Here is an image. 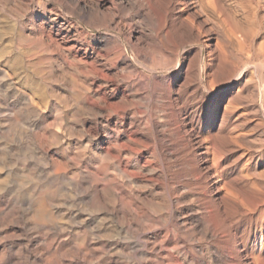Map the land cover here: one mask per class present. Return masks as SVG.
<instances>
[{
  "label": "rangeland",
  "instance_id": "rangeland-1",
  "mask_svg": "<svg viewBox=\"0 0 264 264\" xmlns=\"http://www.w3.org/2000/svg\"><path fill=\"white\" fill-rule=\"evenodd\" d=\"M116 2L117 0H0V135L2 136V138L0 136V145L1 147L6 145L12 159L8 162L9 167L2 169L0 166V184H4L3 182L7 180L11 165L14 170L24 166V169L21 167L23 170L18 173L19 176L16 172L9 175L11 183L7 185L13 187L11 190L14 191L1 190L0 199L12 198L26 201L31 198L28 201L35 205H38L40 199H57L58 204L55 203L56 207L53 209L55 212L53 215L56 218L59 217L55 218L58 223V227L55 228L64 230L59 240L63 239L62 244L72 241L78 244L79 241L85 240V243L89 244L87 248H90L88 253L86 252L88 249L83 251L87 253L86 260H81L83 256L81 254L78 257L80 259L64 257L63 264H80L81 262V264H141L140 252L145 249L149 252L150 245L141 247V243L136 239L137 234L133 233L132 238L124 234L116 228L114 221L109 217L100 221L103 216L100 211H97V207H94L93 198L108 199L109 196L102 192V195L99 194L100 192L96 195L92 189H89L88 183L94 174L100 176L99 173H103L106 177L108 175L115 178L122 177V179L116 178V184L121 186L123 192L121 199L125 198L124 204L128 207L130 198H134L136 206L139 205L141 211L137 215L140 217L139 219L137 217V223L145 222L143 225L150 228L148 229L150 230L149 238L163 229L160 226L159 217L165 212L163 206L167 203L171 204L172 215L175 216L176 221L180 222L181 218L178 217L181 212L191 213L190 215L194 216L199 214L196 210L198 207L201 208L203 201L201 199H205L206 196L217 201L220 196H224L226 201L222 204L233 215L232 219L235 220L237 232L239 231L237 237L241 240L235 259L241 264H251L250 259L255 262V258L264 256V204L254 210V205L249 200L252 197L264 199V107L260 94L257 92L258 84L253 71L256 63L264 64V0H216L217 11L222 18V27L227 31L236 22L246 32V37L238 32L237 37H231L230 40L217 37L213 31L210 32V37H204L205 25L202 26L200 12L193 19H188L187 12L179 10L181 4L178 0H158V4L168 2L169 5L170 2V13L176 19V22L169 24L166 31L163 30L164 32L159 30L163 20L159 15L157 4L152 3L149 9L144 8L139 15L129 16L128 11L120 10ZM25 5H27L26 11ZM13 10L16 12L14 13ZM21 11L24 12L21 13ZM53 17L55 18L52 19ZM64 20L71 23L69 37L56 34L57 24ZM216 54L218 59H215ZM204 61L209 63L206 70L202 67ZM69 62L72 64L70 65ZM10 121L12 123L14 121V125ZM8 129H11L10 134ZM13 129L16 130V134L13 133ZM35 135L39 139L31 140L30 138L33 139ZM12 136L14 139L20 138L17 139L19 142L7 144L6 142ZM33 141H38V144ZM123 142L125 145H122ZM210 143H214V153L203 155L205 146H210ZM135 148L139 151H134ZM39 152L41 155H38ZM113 154L121 157L124 154L120 158L122 163L126 162L127 157L131 158V163H128L129 174L120 173L115 169L117 159ZM35 155L39 157L36 158ZM24 159L26 160L23 161ZM52 159L55 161L53 162ZM72 163L74 165H71ZM209 163L215 164L216 170L218 169L214 177L210 176L212 169L206 170V165H210ZM34 164L36 171H34ZM45 164H54L57 168L59 167L64 179H61L64 187L53 191V188L41 180L43 173L40 169L46 168ZM199 166L208 172L206 180L205 176L198 173ZM32 169L34 172L31 171ZM112 170L116 173L111 172ZM131 171L139 172L135 175ZM18 177L24 180L21 184L23 190L20 191L15 185L16 180H19ZM192 183L196 185L193 186ZM42 186H44L43 189H41ZM34 187L39 188L37 194L34 192ZM226 190H228L227 193L231 191L230 194H227ZM135 193L138 195L134 196ZM70 194L72 197L69 196ZM89 195L94 196L91 198ZM67 196L68 198H65ZM137 198L141 199V202ZM180 200L181 203L183 202L182 205ZM242 200L243 204L246 203L243 207ZM71 202L76 207L71 205ZM232 202L237 203L246 214L239 216L233 213V208L230 207ZM88 207H90L89 210H84ZM91 207L96 210L93 208L94 211ZM37 211L30 212L31 215L28 214L27 217L34 216L35 220L32 219L34 233L31 235L37 236L34 239L35 245L40 243L41 246L36 253V259L42 258L43 261L47 257L50 262H54L51 264H56V258L51 256L54 254L56 243L52 246L45 245L46 241L42 238L45 229L40 225L44 224V213L38 209ZM91 213L93 216L90 215ZM79 219H82L81 222ZM99 221L100 224H97ZM146 223L151 224L148 226ZM33 224L36 225L33 226ZM199 229L198 227L197 230ZM49 231L54 233V229ZM36 232L37 234L34 235ZM106 232L111 233L108 235ZM100 233L101 236H99ZM102 234L107 235L104 237ZM80 236L83 238L81 239ZM190 236L188 241L196 244L193 242L196 240V235ZM42 247L45 248L42 250ZM119 250L122 253L117 252ZM90 252L92 253L89 258ZM121 254L125 255L121 256ZM105 259L108 260L105 261Z\"/></svg>",
  "mask_w": 264,
  "mask_h": 264
},
{
  "label": "bare ground",
  "instance_id": "bare-ground-1",
  "mask_svg": "<svg viewBox=\"0 0 264 264\" xmlns=\"http://www.w3.org/2000/svg\"><path fill=\"white\" fill-rule=\"evenodd\" d=\"M15 1V0H14ZM18 1V0H16ZM51 1V0H50ZM103 1V0H102ZM162 1V0H161ZM220 1V0H219ZM22 2V1H21ZM25 2V1H24ZM90 2V1H89ZM164 2V1H163ZM20 3V2H19ZM29 3V2H27ZM56 3V1H55ZM92 3V2H91ZM106 3V2H105ZM152 3H155V5L157 4L159 6V15H161L162 17V20H163V23H162V27L159 28V30L161 31H166L167 30V27L169 26V24H171L172 22H176L175 20V16L174 15H171L170 13V2H169V5H168V2L167 3H164L162 4L159 3L158 4V0H117L116 4L117 6L119 7L120 10H127L128 11V15L129 16H134V15H139L140 12L144 11L143 9H149L151 4ZM178 3L181 4V8L179 9L180 11H186L187 12V15H188V19H193L199 12V14H201L202 16V26L203 24L205 25V27L203 28V34H204V37H210V32L213 31L215 32L216 36L217 37H224L225 39L227 40H230L232 39L231 37L235 38L237 37V33L239 32L242 36H245L246 37V32L242 29V27H240L236 22L233 23V26L231 28H228V30L226 31L225 28L222 27V18H220V14H218V11H217V4H216V0H178ZM26 4V2H25ZM53 4V2H52ZM261 4V3H260ZM97 5V4H96ZM219 5V4H218ZM262 5V4H261ZM1 6V5H0ZM26 8H25V11L27 9V5H25ZM31 6V5H30ZM29 6V7H30ZM112 6V5H111ZM157 6V7H158ZM21 7V6H20ZM24 7V6H23ZM178 7V6H177ZM224 7V6H223ZM94 8H96V6H94ZM1 9V7H0ZM4 9V8H3ZM2 9V10H3ZM20 9V8H19ZM24 9V8H22ZM6 10V9H5ZM20 11V10H18ZM17 11V12H18ZM12 12V11H11ZM13 12L15 13L16 11L13 10ZM24 12V11H23ZM21 11V13H23ZM52 12V11H51ZM99 12V11H98ZM117 12V11H116ZM227 12V11H226ZM7 12L5 11V14ZM20 13V14H21ZM27 13V12H26ZM34 13V12H33ZM46 13V12H45ZM50 13V12H49ZM153 13V12H152ZM229 13V12H228ZM264 13V12H263ZM12 14V13H11ZM134 14V15H133ZM149 14H151L149 12ZM226 14V13H225ZM9 15V14H8ZM7 15V16H8ZM24 15V14H22ZM41 15V14H40ZM121 15V14H120ZM171 15V16H170ZM232 15V14H231ZM1 16V15H0ZM11 16V15H10ZM18 16V14H17ZM123 16V15H121ZM21 17V16H19ZM157 17V16H156ZM160 17V16H159ZM181 17V16H180ZM185 17V16H183ZM182 17V18H183ZM2 18V17H1ZM23 18V17H22ZM55 17H53L52 19H54ZM8 19V18H7ZM6 19V20H7ZM18 19V17H17ZM184 19V18H183ZM182 19V20H183ZM29 20V19H28ZM32 20V18H31ZM136 20V19H135ZM157 20V19H156ZM200 20V19H199ZM224 20V19H223ZM40 21V20H39ZM58 21V20H57ZM13 22V21H12ZM126 22V21H125ZM130 22V21H129ZM131 22H132V18H131ZM130 22V23H131ZM156 22V21H155ZM197 22V21H196ZM229 22V21H228ZM6 23V22H5ZM1 24V23H0ZM7 24V23H6ZM71 24V23H70ZM70 24L67 20H64V21H61L57 24V29H56V34L57 35H60L61 37H69V33H70ZM133 24V23H132ZM140 24V23H139ZM190 24V23H189ZM195 24V23H194ZM224 24V23H223ZM29 25V24H28ZM38 25V24H37ZM134 25V24H133ZM150 25V24H149ZM152 25V24H151ZM131 26V25H130ZM156 26V25H155ZM177 26V25H176ZM184 26V25H183ZM227 26V25H226ZM225 26V27H226ZM16 27V26H15ZM29 27V26H28ZM32 27V26H30ZM133 27V26H132ZM173 27V26H172ZM180 27V26H179ZM190 27V26H189ZM196 27V26H195ZM10 28V27H9ZM33 28V27H32ZM41 28V27H40ZM74 28V27H73ZM185 28V27H184ZM245 28V27H244ZM8 29V28H7ZM18 29V27H17ZM166 29V30H165ZM180 29V28H179ZM193 29H196V28H193ZM24 30V29H23ZM32 30V29H31ZM174 30V29H173ZM6 31V29H5ZM13 31V29H12ZM48 31V30H47ZM163 31V32H164ZM171 31V30H170ZM184 31V30H183ZM199 31V30H198ZM17 32V31H16ZM79 32V31H78ZM176 32V31H175ZM41 34V32H38ZM12 34V33H11ZM9 34V35H11ZM14 34V32H13ZM32 34V33H31ZM39 34V36H40ZM48 34V33H47ZM118 34V33H117ZM158 34V33H157ZM195 34V33H194ZM17 35V34H16ZM29 35V34H28ZM34 35V33H33ZM44 35V34H43ZM75 35V34H74ZM78 35V33H77ZM143 35V34H142ZM37 36V35H36ZM83 36V35H82ZM152 36V35H151ZM21 37V36H20ZM28 37V36H27ZM46 37V36H45ZM49 37V35H48ZM240 37V36H239ZM42 38V37H41ZM47 38V37H46ZM50 38V37H49ZM53 38V37H52ZM59 38V37H58ZM8 39V38H7ZM20 39V38H19ZM56 39V38H55ZM70 39V38H68ZM148 39V38H147ZM146 39V40H147ZM35 40V39H34ZM38 40V38L36 39ZM46 40V39H45ZM50 40V39H49ZM119 40V39H118ZM207 40V39H206ZM239 40V39H238ZM10 41V39H9ZM8 41V42H9ZM16 41V40H15ZM30 41V40H29ZM47 41V40H46ZM53 41V40H52ZM51 41V42H52ZM123 41V40H122ZM25 42V41H24ZM144 42V41H143ZM28 43V42H27ZM33 43V41H32ZM13 44V43H12ZM45 44V43H44ZM52 44V43H51ZM59 44V42L57 43ZM31 45V44H29ZM53 45V44H52ZM207 45V44H206ZM27 46V45H26ZM51 46V45H50ZM24 47V46H23ZM40 47V46H39ZM44 47V46H43ZM71 47V46H70ZM69 47V49H70ZM86 47V46H85ZM21 48V47H20ZM35 48H38L35 46ZM52 48V47H51ZM74 48V47H73ZM28 49V48H27ZM33 49V48H32ZM59 49V48H58ZM68 49V48H67ZM23 50V49H22ZM31 50V49H30ZM216 50V49H215ZM29 51V50H27ZM74 51V50H73ZM32 52V51H31ZM30 52V53H31ZM58 52V51H57ZM56 52V53H57ZM63 52V51H62ZM61 52V53H62ZM87 52V51H86ZM206 52V50H205ZM204 52V53H205ZM22 53V52H21ZM25 53V52H23ZM37 53V52H36ZM35 53V54H36ZM47 53V52H46ZM59 53V52H58ZM216 53V52H215ZM60 54V53H59ZM249 54V53H247ZM61 55V54H60ZM68 55V54H67ZM204 55V54H203ZM31 56V55H30ZM35 56V55H34ZM19 57V56H18ZM50 57V56H48ZM55 57V56H54ZM63 57V54L61 56V58ZM258 57V56H257ZM26 58V57H25ZM51 58V57H50ZM67 58V57H66ZM79 58H80V55H79ZM218 59V55L216 54L215 56V59ZM253 58V57H252ZM27 59H28V56H27ZM40 59V57L38 58ZM56 59V58H55ZM60 59V58H59ZM257 59H260V58H257ZM21 60V59H20ZM36 60V59H35ZM66 60V59H65ZM71 59H69L70 61ZM74 60V59H72ZM76 60V59H75ZM80 60V59H79ZM64 61V60H63ZM68 61V60H67ZM77 61V60H76ZM83 62V59L81 60ZM30 62V61H29ZM31 62H33L31 60ZM39 62V61H38ZM65 62V61H64ZM219 62V61H218ZM28 63V62H27ZM26 63V65H27ZM40 63V62H39ZM67 63V62H66ZM70 63V62H69ZM78 63V62H77ZM84 63V62H83ZM87 63V62H86ZM22 64V63H21ZM20 64V65H21ZM61 64V63H60ZM72 63H70L71 65ZM208 61L207 62H203L202 63V67H203V70L207 68L208 66ZM255 64V63H254ZM40 65V64H39ZM37 65V66H39ZM220 65V64H219ZM218 65V66H219ZM32 66V65H31ZM65 66V65H63ZM74 66V65H73ZM221 66V65H220ZM253 66V65H252ZM25 67V66H24ZM35 67V66H34ZM32 68V67H31ZM30 68V69H31ZM90 68V67H88ZM29 69V70H30ZM37 69V68H36ZM35 69V70H36ZM39 69V68H38ZM254 78L258 84L257 86V92H259L260 94V97H261V102H262V105L264 107V64H261V63H256L254 65ZM34 70V71H35ZM93 70V69H92ZM230 70V69H229ZM231 71V70H230ZM16 72V71H15ZM31 72V71H30ZM37 72V71H35ZM39 72V71H38ZM41 72V71H40ZM39 72V73H40ZM44 72V70L42 71ZM229 72V71H228ZM3 73V72H2ZM26 73V72H25ZM37 73V75L40 76V74ZM94 73V72H93ZM45 75V74H44ZM3 79V78H2ZM40 79V78H38ZM9 82V81H8ZM4 90V89H2ZM16 90V89H15ZM18 90V89H17ZM90 90V89H89ZM6 91V90H5ZM13 94V93H12ZM16 94V93H15ZM6 95V94H5ZM8 95V94H7ZM91 95V94H90ZM26 97L28 95H25ZM3 97V96H2ZM30 97V96H29ZM7 98V97H6ZM10 99V98H9ZM15 100V99H14ZM10 101V100H9ZM21 101V100H20ZM3 102V101H2ZM27 102V101H26ZM12 103V102H11ZM15 103V102H14ZM37 103V102H36ZM21 104V103H20ZM6 105V104H5ZM35 105V103L33 104ZM11 106V105H10ZM18 106V105H17ZM24 106V105H23ZM3 107V106H2ZM6 107V106H5ZM9 107V106H8ZM19 109L20 106H18ZM7 108V107H6ZM13 108V107H12ZM36 108V107H35ZM33 108V109H35ZM15 109V107H14ZM37 109V108H36ZM1 110V109H0ZM22 111V110H21ZM12 112V111H11ZM38 112V111H36ZM16 115V114H15ZM34 115H37V114H34ZM39 115V114H38ZM27 116V115H26ZM6 117V116H5ZM16 117V116H15ZM108 117V116H107ZM106 118V117H105ZM19 118H17L18 120ZM41 119V117H40ZM108 119V118H107ZM37 121V120H36ZM8 122V121H7ZM11 122V121H10ZM32 122V121H31ZM6 123V122H5ZM12 123V122H11ZM14 123V121H13ZM12 123V124H13ZM18 123V122H17ZM20 123V122H19ZM18 123V124H19ZM24 123V122H23ZM8 124V123H7ZM27 124V123H25ZM14 125V124H13ZM16 125V124H15ZM22 125V124H20ZM3 126V125H2ZM10 126V125H8ZM38 126V125H37ZM7 127V126H6ZM5 127V128H6ZM20 127V126H19ZM9 128V127H8ZM12 128V127H11ZM18 128V127H17ZM22 128V127H21ZM24 128V127H23ZM27 128V126L25 127ZM24 128V130H25ZM29 128V127H28ZM32 128V127H31ZM30 128V130H31ZM2 129V128H1ZM20 129V128H19ZM35 129V128H34ZM37 129V128H36ZM11 129H8V133L10 134V131ZM14 130V129H13ZM23 130V129H22ZM27 130V129H26ZM10 131V132H9ZM32 131V130H31ZM35 131V130H34ZM33 131V132H34ZM162 131V130H161ZM16 130H14L13 133H15ZM33 132H31L33 134ZM118 132V131H117ZM160 132V131H159ZM1 133V132H0ZM27 133V132H26ZM35 133V132H34ZM16 134V133H15ZM17 134H18V131H17ZM20 134V133H19ZM214 134V133H213ZM24 135V133H23ZM209 135V134H208ZM1 136V135H0ZM21 136H22V133H21ZM28 136H29V133H28ZM41 136V134H40ZM213 136V135H212ZM20 137V135H19ZM26 137V136H25ZM30 137V136H29ZM34 138L32 139V137L30 138L31 140H35V139H39L36 135L33 136ZM37 137V138H35ZM157 137V136H156ZM160 137V136H159ZM2 138V136H1ZM10 138V137H9ZM21 138V137H20ZM20 138H17V139H20ZM23 138V136H22ZM162 138V137H161ZM6 139V137H5ZM4 139V140H5ZM17 139H14L13 136L12 138L9 140V141H5L7 144L8 143H18L19 140ZM45 139V138H44ZM207 139V137L205 138ZM213 139H214V136H213ZM212 139V140H213ZM29 140V138H28ZM201 140V139H200ZM211 140V141H212ZM41 141V140H40ZM39 141V142H40ZM112 141V140H111ZM117 141V140H116ZM209 141V139H208ZM23 142V141H22ZM32 142V141H31ZM34 142V141H33ZM36 142V141H35ZM34 142V143H35ZM38 142V141H37ZM36 142V144H38ZM42 142V141H41ZM43 142L45 143L46 142V139L43 140ZM114 142V140H113ZM112 142V143H113ZM213 142V141H212ZM217 142V140H216ZM43 143V144H44ZM108 143V142H107ZM122 143V142H121ZM121 143H120V146H121ZM24 144V143H23ZM27 144V143H26ZM32 143H30L31 145ZM47 144V143H46ZM127 144V143H126ZM18 145V144H17ZM19 145H22V144H19ZM29 145V143L27 144ZM33 145V144H32ZM42 145V144H41ZM40 145V146H41ZM45 145V144H44ZM122 145H125V143L123 142ZM162 145V144H161ZM199 145V144H198ZM6 145L4 144L2 147L0 145V166L3 168H7L8 166V162H10L12 159H10V155L8 153V148L5 147ZM26 146V145H25ZM37 146V145H36ZM47 146V145H45ZM44 146V147H45ZM49 147H51L49 144H48ZM119 146V147H120ZM128 146V145H127ZM131 147V145H129ZM197 146V145H196ZM204 146V145H203ZM15 147V146H14ZM28 147V146H27ZM39 147V145H38ZM42 147V148H44ZM98 147V146H97ZM105 147V146H104ZM109 147V146H108ZM111 147V146H110ZM115 147V146H114ZM20 148V147H19ZM23 148V147H22ZM30 148V147H29ZM40 148V147H39ZM116 148V147H115ZM195 148V147H193ZM31 149H32V146H31ZM45 149V148H44ZM47 149V148H46ZM126 149V148H125ZM134 149V147H133ZM138 149V148H137ZM135 148L134 151L137 150ZM13 150V149H12ZM11 150V151H12ZM16 150V149H15ZM30 150V149H29ZM28 150V151H29ZM36 151L38 149H35ZM109 150V148L107 149ZM115 150V149H114ZM117 150V149H116ZM120 150V149H119ZM132 150V148L130 149ZM214 150V143H210V146H205V151L202 152V153H205L203 155H206V154H209V153H214L213 152ZM10 151V152H11ZM23 151V149L21 150ZM31 151V150H30ZM43 151V150H42ZM125 151V150H124ZM139 151V150H137ZM18 152H20V150H18ZM45 152V151H44ZM51 152V151H50ZM104 152V151H103ZM116 152V151H115ZM14 154V152H12ZM24 153V152H23ZM32 153V152H31ZM43 153V152H41ZM113 153V152H112ZM128 153V152H127ZM130 153V152H129ZM201 153V152H200ZM21 154V152H20ZM18 154V155H20ZM40 154V152L38 153V155ZM117 154V153H116ZM132 154V153H131ZM196 154V153H195ZM198 154V153H197ZM196 154V155H197ZM16 155V154H15ZM25 155V154H24ZM28 155V154H27ZM37 155V156H38ZM41 155V154H40ZM49 155V154H48ZM106 155V154H105ZM114 155V154H113ZM124 155V154H123ZM122 155V157H123ZM127 155V154H126ZM130 155V154H129ZM202 155V154H201ZM213 155V154H212ZM14 156V155H13ZM33 156V154H32ZM108 156V155H107ZM110 156V155H109ZM112 156V155H111ZM115 156V155H114ZM15 157V156H14ZM36 157V155H35ZM39 157V156H38ZM36 157V158H38ZM43 157V156H42ZM120 155H116L115 158L117 159L116 160V165H115V169L118 170L120 173H125V174H129L130 171H128V163L130 162L131 158L130 157H125L126 158V162L125 163H122V159L120 160V158H122ZM142 157V156H141ZM19 158V157H18ZM23 158V157H22ZM25 158V156H24ZM27 158H30V157H27ZM41 158V157H40ZM108 158V157H107ZM207 158V157H206ZM214 158V157H213ZM14 159V158H13ZM42 159V158H41ZM55 159V158H54ZM112 160V157L110 158ZM134 159V158H133ZM161 159V158H160ZM26 159H24L23 161H25ZM29 160V159H28ZM33 160H34V157H33ZM39 160V159H38ZM51 160V159H50ZM58 160V159H57ZM57 160H56V163H57ZM109 160V159H108ZM210 160V159H209ZM15 161V160H14ZM45 161V160H44ZM43 161V162H44ZM49 161V160H48ZM53 161V159H52ZM55 161V160H54ZM53 161V162H54ZM60 161V160H59ZM59 161H58V164H59ZM110 161V160H109ZM35 162V160H34ZM39 162V161H38ZM46 162V161H45ZM44 162V163H45ZM51 162V161H50ZM124 162V161H123ZM136 162V161H135ZM149 162V161H148ZM209 162V161H208ZM13 163V162H12ZM49 163V162H48ZM56 163H54L56 165ZM62 163V162H61ZM114 163V162H113ZM131 163V162H130ZM213 163V162H212ZM216 163V161H215ZM11 164V163H10ZM16 164V163H15ZM22 164V163H21ZM42 164V162H41ZM54 164H45L47 165V167L43 168L42 170L40 169V172L43 173V177H41L43 180V182L45 184H47V186L53 188L54 190L53 191H57L59 188H61L63 186V184L61 183V179L62 178V174L61 172L59 171V167L57 168ZM67 164V163H66ZM65 164V167H67V165ZM197 164V163H196ZM210 165H206L207 166V169L206 170H210L212 169L213 172L210 174V176L214 177V175L216 174L217 170H216V167H215V164H211L209 163ZM32 164H30L31 166ZM40 165V164H39ZM60 165V164H59ZM64 165V163H63ZM62 165V167H63ZM69 165V164H68ZM71 165H74L73 163ZM28 166V165H27ZM29 166V167H30ZM36 166H37V163H36ZM104 166V165H103ZM205 166V165H204ZM9 167V166H8ZM14 167V166H13ZM22 167V166H21ZM16 169L14 170L12 168V165L10 166V168L8 169V175H7V180H5V182H3L4 184H0V191L2 190H5L4 192H8L9 190H11V188L13 187H8L9 185V182L11 183V177L9 176L10 174H14V172H16L17 174L24 169V166L22 167L23 169ZM33 167V166H32ZM74 167V166H72ZM202 167V166H201ZM69 168H70V165H69ZM112 168V167H111ZM114 168V167H113ZM112 168V169H113ZM205 168V167H204ZM132 169V168H131ZM26 170V169H25ZM29 170V169H28ZM92 170V168H91ZM108 170V168H107ZM111 170V169H110ZM115 170V171H116ZM30 171V170H29ZM33 171V169L31 170ZM34 171H36L35 169V164H34ZM33 171V172H34ZM76 171V170H75ZM78 171V170H77ZM3 172V171H2ZM27 172V170H26ZM66 172V171H65ZM70 172V171H69ZM80 172V171H79ZM113 173H116L114 172L113 170L111 171ZM132 174H135L133 171H131ZM139 172V171H138ZM137 172V173H138ZM37 173V172H36ZM68 173V172H67ZM83 173V172H82ZM136 173V174H137ZM142 173V172H141ZM153 173V172H152ZM198 173L202 174L203 176H205V180H206V177L208 175V172L203 170L202 168H198ZM24 174V173H23ZM33 174V173H32ZM41 174V173H39ZM135 174V175H136ZM219 174V173H218ZM37 175V174H35ZM70 175V173H69ZM100 176L94 174L91 179H90V183H88L89 186V189H92L94 191V193L96 195H99L101 194V192L103 194L107 193L108 194V199H94L93 198V203L95 204L94 207H97V211H100L101 214H102V218L100 219V221H103L105 219H107L109 217V219H112L115 223V226L116 228H118L120 231H123L124 234L128 235L129 237L133 236V233L137 234L138 235V238L137 241L141 243V247L142 246H149V252L146 251L147 249L145 250H141L142 252H140V263L141 264H241V262L236 258L235 254H236V250L239 251L240 249V239L237 237L238 236V232H237V228H236V223L233 221L232 219V214L230 212L227 211L228 208L224 207L223 206V202L226 201L225 197L224 196H220V199L217 201L215 198V200L211 199V197H208L206 196L205 199H201L203 200L201 202V205L203 206H200L201 208L198 207V209L196 210L197 215H190L186 212H181V217L179 216L178 218H181V221L178 222L176 221L177 219L175 218V216L172 215V208H171V204L167 203L166 205L163 206V208L165 209V212L162 214L160 218V226L163 227V229H160L158 231L157 234H155V236H153L152 238H149L148 234H149V231L148 229H150L149 227H145V222L143 223L144 219L141 220L142 223L144 224H139V222L137 223V215L140 214V210H139V205L136 206V201L133 199L130 198V203L128 207L125 206L127 204H124V199H121V194L123 193L121 191V186L119 187V185H117V180L116 178H120V177H113L112 175H108L107 177L105 175H103V173H99ZM134 175V176H135ZM144 175V173L142 174ZM141 175V176H142ZM146 175V174H145ZM149 175V174H148ZM190 175V174H189ZM217 175V174H216ZM1 176V175H0ZM19 176V174H18ZM21 176V175H20ZM30 176V174H29ZM32 176V175H31ZM39 176V175H38ZM71 176V175H70ZM124 176V174H123ZM147 176V175H146ZM152 176V175H151ZM149 176V178L151 177ZM237 176V175H236ZM23 177V175H22ZM89 177V176H88ZM138 177V176H137ZM148 177V176H147ZM146 177V178H147ZM154 177V176H153ZM165 177V176H164ZM199 177V176H198ZM220 177V176H219ZM1 178V177H0ZM19 178V177H18ZM24 178V177H23ZM23 178H19V180L17 181L16 180V184L18 186V189L19 191L20 190H23L21 184H23L24 180ZM35 178V177H34ZM32 178V179H34ZM39 178V177H37ZM76 178V177H74ZM125 177H123V180ZM127 178V177H126ZM145 178V176L143 177ZM148 178V179H149ZM152 178V177H151ZM197 178V176H196ZM216 178V177H215ZM14 179V178H13ZM71 179V178H70ZM86 179V178H85ZM89 179V178H88ZM122 179V177L120 178ZM131 179V178H129ZM134 179V178H133ZM153 179V178H152ZM208 179V178H207ZM229 179V178H228ZM36 180V179H34ZM64 180V179H63ZM68 180V179H67ZM66 180V181H67ZM122 180V181H123ZM154 180V179H153ZM210 180H211V177H210ZM215 180V179H214ZM246 180V179H245ZM13 181V180H12ZM89 181V180H88ZM157 181V180H156ZM193 181V180H192ZM195 181V180H194ZM209 181V180H208ZM226 181V180H225ZM126 182V181H125ZM146 182V181H145ZM144 182V183H145ZM199 182V181H198ZM197 182V183H198ZM213 182V180H212ZM220 182V181H219ZM26 183V182H25ZM68 183V181L66 182ZM121 183V182H120ZM124 183V182H123ZM122 183V184H123ZM138 183V182H137ZM141 183V182H140ZM150 183V182H149ZM152 183V181H151ZM179 183V182H178ZM177 183V184H178ZM8 184V185H7ZM13 184V183H12ZM37 184V183H36ZM40 184V183H39ZM125 184H129V183H125ZM136 184V183H135ZM146 184V183H145ZM144 184V185H145ZM193 184V183H192ZM210 184V182H209ZM27 185V184H26ZM34 185V184H33ZM44 185V184H43ZM65 185V184H64ZM68 186L70 184H67ZM74 185V184H73ZM77 185V184H76ZM84 185V183H83ZM139 185V183H138ZM142 185V183H141ZM148 185V184H147ZM182 185V184H181ZM186 185V184H185ZM196 185V184H193V186ZM198 185V184H197ZM208 185V184H207ZM218 185V184H217ZM85 186V185H84ZM83 186V188L85 189V187ZM130 186L132 187V185L130 184ZM137 186V185H136ZM146 186V185H145ZM172 186V185H171ZM174 186V185H173ZM213 186V185H212ZM238 186V185H237ZM44 186H42L41 189H43ZM46 187V186H45ZM64 187V186H63ZM66 187V186H65ZM78 187V185H77ZM82 187V186H81ZM128 187V185H127ZM139 187V186H138ZM137 187V188H138ZM180 187V186H179ZM87 188V187H86ZM134 188H135V185H134ZM140 188V187H139ZM138 188V189H139ZM143 188V187H142ZM176 188V187H175ZM186 188V187H185ZM215 188V187H214ZM217 188V187H216ZM244 188V187H243ZM15 189V187H14ZM17 189V187H16ZM17 189V190H18ZM39 188H35L34 187V192L35 194H37V190ZM50 189V188H49ZM63 189V188H62ZM69 189V187L67 188ZM76 189V188H75ZM130 189V187H129ZM128 189V191H129ZM196 189V188H195ZM204 189V188H203ZM210 189V188H209ZM227 189V188H226ZM248 189V188H247ZM66 190V189H65ZM82 190V189H81ZM91 190V191H92ZM198 190V189H197ZM218 190V189H217ZM216 190V191H217ZM240 190V189H239ZM1 191V192H2ZM11 191H14V190H11ZM39 191V190H38ZM45 191V190H44ZM43 191V192H44ZM62 191V190H61ZM67 191V190H66ZM65 191V193H66ZM80 191V190H79ZM78 191V192H79ZM127 191V193H128ZM132 191V188L130 190V192ZM204 191V190H203ZM202 191V192H203ZM228 190H226V193H227ZM0 192V193H1ZM17 192V191H16ZM81 192V191H80ZM100 192V193H99ZM136 192V191H135ZM213 192V191H212ZM231 192V191H230ZM230 192H228L230 194ZM55 193V192H54ZM59 193V192H58ZM61 193V192H60ZM70 193V192H69ZM75 193V192H74ZM73 193V195H74ZM77 193V191H76ZM84 193V191H83ZM88 193V192H87ZM99 193V194H97ZM125 193V192H124ZM132 193V192H131ZM134 193V192H133ZM138 193V192H137ZM141 193V192H140ZM227 193V194H228ZM79 194V193H78ZM81 194V193H80ZM94 194V195H95ZM126 194V193H125ZM124 194V195H125ZM129 194V193H128ZM9 195V193H8ZM64 195V194H62ZM68 195V194H67ZM93 195V196H94ZM102 195V194H101ZM134 196L136 195L133 194ZM138 195V194H137ZM136 195V196H137ZM179 195V193H178ZM198 195V194H197ZM7 196V195H6ZM10 196V195H9ZM71 196V194L69 195ZM75 196V195H74ZM91 197V195H89ZM89 196H87L89 198ZM92 196V197H93ZM129 196V195H128ZM140 196V195H139ZM138 196V197H139ZM195 196V195H194ZM201 196V195H200ZM199 196V197H200ZM255 196V195H254ZM258 196V195H257ZM23 197V196H22ZM21 197V198H22ZM28 197V196H26ZM44 197V195H43ZM72 197V196H71ZM76 197V196H75ZM82 197V196H81ZM91 197V198H92ZM99 197V196H98ZM126 197V196H125ZM132 197V196H131ZM184 197V196H183ZM259 197V196H258ZM261 197V196H260ZM33 198V197H32ZM45 198V197H44ZM65 198H68L65 197ZM84 198V197H83ZM97 198V197H96ZM203 198V197H202ZM217 198V197H216ZM238 198V196H237ZM255 197H252L251 199H249L252 204L254 205L253 209L254 210H257V208L261 205L264 204V199H254ZM31 199V198H30ZM28 199V200H30ZM71 199V198H69ZM80 199V198H79ZM90 199V198H89ZM129 199V197H128ZM138 199V198H137ZM183 199V198H182ZM218 199V198H217ZM24 201L23 200H16V199H0V264H51V263H54V262H50V259L48 260L47 257L46 259H43L42 261V258L37 260L36 259V253L37 251L41 248L40 246V243L39 245H35V242L34 239L37 238L36 237H33V233L34 231L32 232V219H34V216L32 218H27L28 217V214L31 212V213H35V212H38V210H41L44 214V224H40L42 225L43 229H45L44 233L42 234V238L45 242V245L48 246L49 244H51V246L56 243V247L54 249V246H53V249H54V254L51 255L52 257H55L53 260L56 261V264H63V260H64V257H66L67 259H75L76 257L78 258L79 255H83L81 258L82 261L86 260L85 257L87 256V253L89 251V249L87 248V246L89 247V244H86L85 243V240H83L82 242L79 241L78 244L75 243L72 241L70 243H67V244H62L63 242V239H60L59 240V237H62L63 236V231L61 228H55V227H58V223L56 222L55 220V216L53 215L55 212H53V209L56 207V204L57 203V199H40V202L38 203V205H35V204H32V202L30 201ZM35 200V199H33ZM37 200V199H36ZM73 200V198H72ZM71 200V201H72ZM77 200V199H76ZM82 200V199H81ZM127 200V199H126ZM135 202H134V201ZM140 200L141 202V199H138ZM146 200V199H145ZM149 200V199H148ZM166 200V199H165ZM164 200V201H165ZM171 200V199H170ZM174 200V199H173ZM179 200V199H178ZM189 200V199H188ZM192 200V199H191ZM195 200V199H194ZM244 200V199H243ZM243 200H242V207L243 205ZM248 200V201H249ZM83 201V200H82ZM154 201V199H153ZM176 201V200H175ZM190 201V200H189ZM247 201V202H248ZM59 202V201H58ZM66 202V201H65ZM64 202V203H65ZM70 202V201H69ZM73 202V201H72ZM71 202V205L73 204V206L76 207V205H74V203ZM77 202V201H76ZM91 202V201H90ZM187 202V201H186ZM186 202L184 204H186ZM198 202V201H197ZM250 202V203H251ZM68 203V202H67ZM79 203V202H78ZM84 203V201L82 202ZM87 203H88V200H87ZM174 203V201H173ZM172 203V204H173ZM180 203H181V200H180ZM183 203V202H182ZM181 203V205H182ZM189 203V202H188ZM250 203H248L250 205ZM58 204V203H57ZM69 204V203H68ZM90 204V203H89ZM92 204V202H91ZM143 204V203H141ZM152 204V202H151ZM34 205L36 207H34ZM79 205V204H77ZM81 205V204H80ZM86 205V204H85ZM88 205V204H87ZM145 205V204H143ZM157 205V204H156ZM247 205V206H249ZM69 205H67L68 207ZM93 206V204H92ZM147 206V205H146ZM151 206V205H150ZM149 206V203H148V207ZM160 206V205H159ZM162 206V205H161ZM38 207V208H37ZM71 207V206H70ZM79 208V206H77ZM81 207V206H80ZM93 207V208H94ZM141 207V206H140ZM173 207V206H172ZM175 207V206H174ZM179 207V206H178ZM231 208H233V213H235L236 215H239V216H243V214L245 213L244 212V209L242 210L240 208V206L235 203V202H232V204L230 205ZM263 207V206H262ZM77 208V209H78ZM92 208V207H91ZM92 208V209H93ZM143 208V207H142ZM162 208V209H163ZM248 208V207H246ZM65 209V208H64ZM73 209V208H72ZM90 207H88V209H84V210H89ZM96 210V208H94ZM93 209V210H94ZM148 209V208H147ZM184 209V208H183ZM249 209V208H248ZM252 209V211H254ZM79 210V209H78ZM82 210H83V207H82ZM94 210V211H95ZM178 210V209H177ZM199 210V211H198ZM247 210V209H246ZM251 210V208H250ZM68 211V210H67ZM91 211V210H90ZM144 211V210H143ZM147 211V210H146ZM179 211V210H178ZM41 212V213H42ZM60 212V211H59ZM65 212V211H64ZM192 212V211H190ZM247 212V211H246ZM257 212V211H256ZM85 213V212H84ZM95 213V212H94ZM97 214L99 212H96ZM145 213V212H144ZM250 213V212H249ZM146 214V213H145ZM158 214V213H157ZM174 214V213H173ZM246 214V213H245ZM260 214V213H259ZM31 214H29L30 216ZM40 215V214H39ZM64 215V214H63ZM92 215V213L90 214ZM41 216V217H43ZM72 216V215H71ZM93 216V215H92ZM264 216V215H263ZM40 217V216H39ZM40 217V218H41ZM61 217V216H60ZM81 217V216H80ZM88 217V216H87ZM101 217V216H100ZM144 217V216H143ZM151 217V216H150ZM59 218V217H57ZM56 218V219H57ZM79 218V217H78ZM86 218V217H85ZM84 218V219H85ZM94 218V217H93ZM140 217H138L139 219ZM142 218V217H141ZM37 219V218H36ZM39 219V218H38ZM77 219V218H76ZM96 219V218H95ZM147 219V218H146ZM235 219V218H234ZM35 220V219H34ZM78 220V219H77ZM80 222L82 219H79ZM258 220V219H257ZM42 221V220H41ZM63 221V220H62ZM66 222V220H64ZM96 221V220H95ZM100 221L99 223L97 224H100ZM148 221V220H147ZM71 222V221H70ZM258 222V221H257ZM262 222V221H261ZM35 223V222H34ZM74 223V222H72ZM83 223V222H82ZM113 223V224H114ZM148 223V222H147ZM146 223V224H147ZM155 223V222H154ZM157 223V222H156ZM155 223V224H156ZM252 223V222H251ZM70 224V223H69ZM80 224V223H79ZM86 224V223H84ZM151 224V223H149ZM149 224H147L149 226ZM36 225V224H33V226ZM76 225H78L76 223ZM96 225V224H95ZM105 225V224H104ZM153 225V224H152ZM165 225H167V227H164ZM181 225L183 227H181ZM60 226V224H59ZM85 226V225H83ZM91 226V225H90ZM89 226V227H90ZM107 226V225H105ZM159 226V225H158ZM62 227V225H61ZM73 227V226H72ZM80 227V226H79ZM88 227V229H89ZM96 227V226H95ZM150 227H152L150 225ZM198 227L200 228L199 230ZM39 228V226H38ZM70 228V227H69ZM83 228V227H82ZM105 228V227H104ZM115 228V227H114ZM158 228V227H157ZM259 228V227H258ZM54 229V233H49L50 231L49 230H52ZM63 229H65L63 227ZM71 229V228H70ZM79 229V228H78ZM94 229V228H93ZM97 229V228H96ZM100 229V228H99ZM98 229V230H99ZM40 230V229H39ZM92 230V228H91ZM113 230V229H111ZM241 230V229H240ZM72 231V230H71ZM101 231V230H100ZM107 231H109V229H107ZM243 231V229H242ZM264 231V230H263ZM40 232V231H39ZM43 232V231H42ZM86 232V231H85ZM90 232V231H89ZM114 232V231H113ZM112 232V233H113ZM87 233V232H86ZM92 233V232H91ZM94 233V232H93ZM107 233V232H106ZM111 233V232H110ZM109 233V234H110ZM264 233V232H263ZM32 234V235H31ZM37 232L34 234L36 235ZM41 234V233H40ZM89 234V233H87ZM97 234V233H96ZM105 234V232H104ZM108 234V233H107ZM106 234V235H107ZM108 234V235H109ZM114 234V233H113ZM119 233H117L118 235ZM241 234V233H240ZM69 235V234H68ZM83 235V234H82ZM91 235V234H90ZM103 235V234H102ZM106 235L104 237H106ZM112 235V234H111ZM190 235H196V240H194L193 242H196V244H193V243H190L188 241V236L191 237ZM77 236V235H75ZM99 236H101V233L99 234ZM126 236V237H128ZM81 237V236H80ZM91 237V236H90ZM89 237V238H90ZM120 237V235H119ZM58 238V240H57ZM74 238V237H72ZM83 237H81L82 239ZM99 238V237H98ZM110 238V237H109ZM132 238V237H131ZM195 238V237H194ZM248 238V237H247ZM41 239V238H39ZM100 239V238H99ZM108 239V238H107ZM111 239V238H110ZM109 239V240H110ZM124 239V238H123ZM121 239V240H123ZM76 240V239H75ZM74 240V241H75ZM91 240V239H90ZM88 241V240H87ZM92 241V240H91ZM94 241V240H93ZM192 241V240H190ZM260 241V240H259ZM105 242V241H104ZM107 242V241H106ZM175 242V244L173 245V243ZM102 243V242H101ZM116 243V242H114ZM237 244V245H236ZM104 245V244H102ZM239 245V246H238ZM50 246V247H51ZM94 246V245H93ZM92 246V247H93ZM100 246V245H98ZM97 246V247H98ZM113 245H111L112 247ZM198 248H197V247ZM244 247V246H243ZM43 248L45 247H42V250ZM94 248V247H93ZM99 248V247H98ZM110 248V247H109ZM136 248V247H135ZM245 248V247H244ZM48 249V248H47ZM88 249V250H87ZM101 249H102V246H101ZM101 249H99L101 251ZM116 249V248H115ZM118 249V248H117ZM133 249V248H132ZM139 249V248H138ZM87 250V251H86ZM92 250V249H91ZM94 250V249H93ZM104 250V249H103ZM128 250V249H127ZM126 250V251H127ZM137 250V249H136ZM135 250V251H136ZM243 250V249H242ZM45 251V250H44ZM49 251V250H48ZM47 251V252H48ZM83 251H86L87 253H84ZM97 251V250H96ZM42 252V251H41ZM102 252V251H101ZM106 252V251H104ZM117 252H120L122 253L120 250L117 251ZM129 252V251H128ZM39 253V252H38ZM44 253V252H43ZM84 253V254H83ZM92 252L89 253V258H90V254ZM95 254H99L98 252H93ZM124 253V252H123ZM250 253V252H249ZM46 254V252H45ZM110 254V253H109ZM128 254V253H127ZM240 254V253H239ZM115 255V254H114ZM120 255V254H119ZM125 255V254H124ZM121 254V256H124ZM139 255V254H138ZM237 255V254H236ZM245 255V254H244ZM93 256V254H92ZM235 256V257H233ZM241 256V255H240ZM246 256V255H245ZM252 256V255H250ZM257 256V255H255ZM254 256V257H255ZM42 257V256H41ZM51 257V258H52ZM87 257V258H88ZM137 257V256H136ZM135 257V258H136ZM43 258H44V255H43ZM88 258V259H89ZM124 258V257H123ZM241 258V257H240ZM258 258V257H257ZM255 258V262L251 261V264H264V256H261L260 258ZM80 259V258H78ZM113 259V258H112ZM116 259V258H115ZM121 259V258H120ZM126 259V258H125ZM137 259V258H136ZM52 260V259H51ZM66 260V259H65ZM95 260H97L95 258ZM108 260V259H107ZM105 259V261H107ZM254 260V259H253ZM92 261V260H91ZM112 261V260H111ZM114 261V260H113ZM204 261V262H202ZM37 262V263H35ZM253 262V263H252ZM82 263V262H81ZM80 263V264H81ZM98 263V262H97ZM68 264V263H67ZM121 264V263H120Z\"/></svg>",
  "mask_w": 264,
  "mask_h": 264
}]
</instances>
